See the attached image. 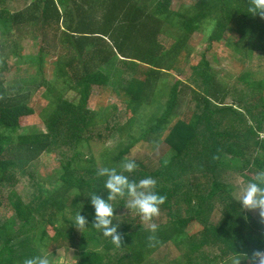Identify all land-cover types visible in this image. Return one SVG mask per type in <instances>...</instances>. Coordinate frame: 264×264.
<instances>
[{"label":"trees","instance_id":"trees-1","mask_svg":"<svg viewBox=\"0 0 264 264\" xmlns=\"http://www.w3.org/2000/svg\"><path fill=\"white\" fill-rule=\"evenodd\" d=\"M153 3L0 0V53L12 48L16 53L15 42L29 28L42 40L44 33L56 37L61 21L60 48L68 55L54 66L64 77L62 91L41 82L63 94L42 116L45 132L23 128L22 119L34 114L29 95L0 79V208L8 210L7 217L0 216V264H22L48 251V242L78 236L76 264H231L236 255L240 264H253V253L264 252L259 211L242 209L234 200L240 177L252 179L264 168V70L247 68L255 52L264 54V18L246 12L249 0ZM195 33L205 36L207 49L232 42L231 34L242 40L232 47L241 72L231 83L218 78L204 54L181 68L188 60L180 57ZM42 52L41 46L25 58L34 67L33 78L44 72ZM3 60L0 78L7 73ZM170 72L182 78L169 83L163 74ZM94 88L99 109L88 106ZM110 95L124 110L105 104ZM153 134L162 138H154L151 147L155 164L133 159L138 168L130 178L150 175L166 196L153 218L155 233L134 213L128 215L120 199L113 201L114 216L124 220L120 248L91 227L78 231L72 224L80 208L85 226L91 224L90 194L107 196L97 169L129 159L135 145L152 142ZM113 137L109 149L106 142ZM43 155H52L59 167L47 180L38 175ZM16 172L30 181L31 192L27 185L23 193L7 189L17 181ZM162 246L177 255L156 263Z\"/></svg>","mask_w":264,"mask_h":264},{"label":"rangeland","instance_id":"rangeland-1","mask_svg":"<svg viewBox=\"0 0 264 264\" xmlns=\"http://www.w3.org/2000/svg\"><path fill=\"white\" fill-rule=\"evenodd\" d=\"M152 2L156 3V0H151ZM153 3V5H154ZM60 21L59 24H55V26H59V31L57 33V36L52 35L53 32H50L45 35L43 40L39 38L40 32H37L36 34L32 31L33 28H29L25 30L22 33V38H18L15 42L17 48V52L14 53V49H8L5 51H2L0 53V60H3V57L7 58L6 61V69L7 73L4 75V78H0L1 80H5V87H16L19 88L17 90H20V93L28 94L29 97L27 99V104L34 109V114L31 116H27L22 119L21 125L23 128L26 129L27 132L31 131L33 128L39 130V131H46L44 121L42 116L50 111L53 110L54 102L53 99L56 96H62L63 94L59 93L62 91L61 87L64 85L63 79L64 77L58 76V70L55 66L56 61H65L66 57L68 56L64 51H61L60 48V37L61 32L63 30V25ZM53 29V28H52ZM55 29V28H54ZM51 31V30H50ZM233 36L232 42H223L222 43H214L212 45L211 49H207V42L205 41V36L200 33H195L190 37V40L188 41V50L190 49L189 54L182 53L181 60H184L187 56V62L181 61L180 66L181 68L189 67L190 65H195L201 58L202 54L205 55L206 59L210 64H212L213 68H215V71L218 73V78H228L230 79L229 83H231V79L236 78L237 75L241 72L239 69H237L236 65V57L233 56V50L232 47L235 46V43L242 44V40L238 38L236 35L231 34ZM232 39V37H230ZM46 40H48L47 44L49 46L45 45ZM45 41V42H44ZM44 48L43 59H44V72L36 78L34 76V67L30 65L28 60H25L26 56H34L37 55L39 52V47ZM215 55L216 60L213 59V56ZM4 61V60H3ZM246 66V64H245ZM43 67V66H42ZM250 72H255L256 70H264V54H260L258 52H255L251 58V60H248V67ZM108 69L104 68L103 71L106 72ZM164 78H167L169 80V83H172L176 78L180 79L182 76L179 74H176L175 72H170L168 75L163 74ZM42 79L45 81L46 84H51L56 89L59 90V92H49V87L45 85V83H41ZM228 81V80H227ZM168 91V89H167ZM167 91L162 97V101H164ZM73 95L72 92H69ZM67 93L66 96L69 94ZM69 97V95H68ZM89 107L93 109H99V104L101 102L99 101L100 98H98V90L93 89L91 92V96L89 98ZM104 100V99H103ZM102 100V101H103ZM115 104L117 108L122 111L125 108V104L120 102V100L113 96H107L105 99V104ZM99 107V108H98ZM22 131H19L21 133ZM152 142L145 141L140 144H136L135 147L131 150V152L128 154L129 159H138L143 160L144 163H147L148 160L153 162L155 164L157 158L155 156H152V149L155 145V139L161 141L162 138L158 136L157 134H153L152 136ZM113 138L109 139L106 142V146L111 149L115 145V141ZM127 155V157H128ZM40 166H39V173L41 180H47L46 176L51 174L52 172H58L59 167L58 163L55 161L52 155H43L39 158ZM16 182H11V186L7 185V189H13L18 192H22L24 190V186L27 185L29 187L28 191H32V184L28 179H25L23 175L16 172ZM35 191V190H33ZM0 216L3 214L5 217H7L8 210L6 211L5 205H2L0 208ZM6 211V212H5ZM195 226V225H194ZM198 226V225H197ZM50 231V230H49ZM51 232V231H50ZM79 237V236H78ZM75 241H70L65 239L58 238L56 242H48V245H50L49 252L55 257L57 254L63 253L65 256L72 262V264H75L76 260V254L78 252L77 249V243L79 242L78 238ZM59 250V252H58ZM155 261L160 260V258H163L166 256V258L173 257L174 255H177V251L172 247V249H168L166 246H162L160 249L157 250L155 253ZM259 258H257L256 264H258ZM153 261V263H155ZM166 263V261H165Z\"/></svg>","mask_w":264,"mask_h":264},{"label":"clouds","instance_id":"clouds-1","mask_svg":"<svg viewBox=\"0 0 264 264\" xmlns=\"http://www.w3.org/2000/svg\"><path fill=\"white\" fill-rule=\"evenodd\" d=\"M246 12L264 18V0H249ZM137 168L138 165L133 159H122L116 166L99 167L96 175L103 178V190H106L107 196L104 198L97 193L90 194L88 197L92 208L90 226H85L87 221L85 216L81 215V208L73 217L72 226L78 231L91 227L97 234L120 248L122 237L118 227L124 220L114 216L116 208L113 206V201L120 199L124 201L128 215L134 213L141 223L147 224L150 231L155 233L157 225L153 223V218L159 214L166 196L157 190V180L150 175L131 179V174ZM234 200L239 201L242 209L258 210L261 220L264 221V168L257 169L252 179L240 177ZM114 219L116 223H113ZM149 239L152 237L149 236ZM256 258H259L258 264H264V252L253 253L251 258L253 264H256ZM240 262V255L231 259V264ZM22 264H72V262L63 253L54 257L49 250H42L38 254L24 258Z\"/></svg>","mask_w":264,"mask_h":264}]
</instances>
